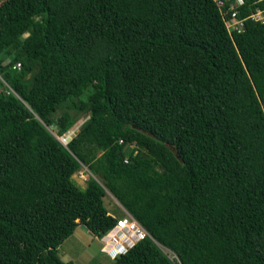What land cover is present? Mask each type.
Masks as SVG:
<instances>
[{
  "label": "trees",
  "instance_id": "obj_1",
  "mask_svg": "<svg viewBox=\"0 0 264 264\" xmlns=\"http://www.w3.org/2000/svg\"><path fill=\"white\" fill-rule=\"evenodd\" d=\"M231 3L0 2V264H74L56 253L74 228L123 215L104 189L149 235L111 264H264V23L245 18L264 0L239 32ZM86 88L62 145L48 126L72 119L51 114Z\"/></svg>",
  "mask_w": 264,
  "mask_h": 264
},
{
  "label": "rangeland",
  "instance_id": "obj_2",
  "mask_svg": "<svg viewBox=\"0 0 264 264\" xmlns=\"http://www.w3.org/2000/svg\"><path fill=\"white\" fill-rule=\"evenodd\" d=\"M1 1L2 0H0V2ZM228 24L229 21L227 22V25ZM26 34V32L22 33L19 38L22 39L26 36ZM16 52L17 50L14 48H8L5 51L3 55L5 56V65L8 62V59H10L13 54H16ZM15 63L16 62H14V64ZM89 92L90 88H86L78 97L63 101L51 114L50 118L53 121H55L59 116H64L65 121L67 118H69V120L72 119V124L64 132L68 133L70 138L87 121L89 114L86 110L79 108V103L86 100ZM48 129L54 132L56 130V126H48ZM131 147L127 148L129 149ZM87 177L94 178V176L83 165H80L73 174V179L80 188L84 187ZM104 192L105 195L103 196V205L106 208L107 214H112L114 217L119 216V214H124L125 210L117 202V200L107 190L104 189ZM56 249L57 256L61 261H72L74 264H111L112 262V260L101 253L98 238L90 237L89 233L81 225H77L71 235L66 237ZM162 251L170 259L173 257V254L167 250L162 249Z\"/></svg>",
  "mask_w": 264,
  "mask_h": 264
},
{
  "label": "built area",
  "instance_id": "obj_3",
  "mask_svg": "<svg viewBox=\"0 0 264 264\" xmlns=\"http://www.w3.org/2000/svg\"><path fill=\"white\" fill-rule=\"evenodd\" d=\"M227 0H215L218 6H223ZM243 0H232V3L227 7V10L232 9L229 18L225 21L228 31H241V24L244 18L237 16L236 7L240 6ZM252 21L264 23V8H255L250 14L245 17ZM229 24L227 25V22ZM19 63L16 62L12 68H18ZM58 141L65 145L70 139L68 133H63L57 136ZM125 212V211H124ZM146 230L135 220L130 214L125 212L122 216L114 220L113 225L98 238L100 243V251L110 259L125 253L138 241L148 238Z\"/></svg>",
  "mask_w": 264,
  "mask_h": 264
},
{
  "label": "water",
  "instance_id": "obj_4",
  "mask_svg": "<svg viewBox=\"0 0 264 264\" xmlns=\"http://www.w3.org/2000/svg\"><path fill=\"white\" fill-rule=\"evenodd\" d=\"M50 132H51V131H50ZM51 134H52V135L58 140L57 136H56L53 132H51ZM168 148L173 152L174 156H175L177 159H179V156H178L177 153L175 152L173 146H168ZM81 226L85 229V227H84L83 225H81Z\"/></svg>",
  "mask_w": 264,
  "mask_h": 264
},
{
  "label": "crops",
  "instance_id": "obj_5",
  "mask_svg": "<svg viewBox=\"0 0 264 264\" xmlns=\"http://www.w3.org/2000/svg\"><path fill=\"white\" fill-rule=\"evenodd\" d=\"M78 225H80V224H78ZM71 235V234H70ZM91 237V236H90ZM56 251H57V249H56Z\"/></svg>",
  "mask_w": 264,
  "mask_h": 264
}]
</instances>
